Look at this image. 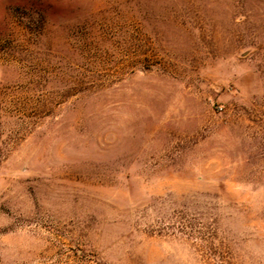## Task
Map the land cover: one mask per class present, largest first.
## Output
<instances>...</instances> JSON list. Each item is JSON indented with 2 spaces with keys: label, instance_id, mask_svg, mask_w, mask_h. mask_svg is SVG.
I'll return each instance as SVG.
<instances>
[{
  "label": "rangeland",
  "instance_id": "1",
  "mask_svg": "<svg viewBox=\"0 0 264 264\" xmlns=\"http://www.w3.org/2000/svg\"><path fill=\"white\" fill-rule=\"evenodd\" d=\"M0 264H264V0H0Z\"/></svg>",
  "mask_w": 264,
  "mask_h": 264
}]
</instances>
